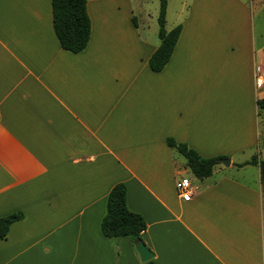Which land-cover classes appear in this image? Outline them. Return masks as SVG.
<instances>
[{"label":"crops","instance_id":"1","mask_svg":"<svg viewBox=\"0 0 264 264\" xmlns=\"http://www.w3.org/2000/svg\"><path fill=\"white\" fill-rule=\"evenodd\" d=\"M87 11L90 41L74 54L55 35L52 0H0V218L24 214L0 240V264H148L129 237L102 234L120 183L154 264H264V179L238 167L264 159V44L226 26L205 36L192 18L154 73L159 45L131 7L88 0ZM168 138L230 165L201 180Z\"/></svg>","mask_w":264,"mask_h":264},{"label":"trees","instance_id":"2","mask_svg":"<svg viewBox=\"0 0 264 264\" xmlns=\"http://www.w3.org/2000/svg\"><path fill=\"white\" fill-rule=\"evenodd\" d=\"M160 1V12L158 16L160 45L149 60V67L152 72L160 73L171 59L176 44L182 32L179 25L171 31L166 30V15L168 0ZM88 0H52L53 29L61 47L68 52L78 54L83 52L91 37V20L87 11ZM133 22L136 25L135 18ZM260 112H264V99L257 101ZM166 145L177 150L186 160L187 167L195 177L203 180L209 178L213 169L226 157H215L210 159L202 158L194 149L187 144L177 143L174 139L168 138ZM258 166L261 179H264V159L258 156L246 162L242 166ZM24 219V214L14 213L0 218V240L7 237L12 224ZM147 230L145 219L136 213L131 212L126 204V187L120 183L115 185L109 193L107 200V212L101 223L102 234L106 238L129 237L133 244L142 241V233ZM148 264H154L153 261Z\"/></svg>","mask_w":264,"mask_h":264},{"label":"rangeland","instance_id":"3","mask_svg":"<svg viewBox=\"0 0 264 264\" xmlns=\"http://www.w3.org/2000/svg\"><path fill=\"white\" fill-rule=\"evenodd\" d=\"M118 7L132 8L139 20L143 36L160 45L158 16L159 0H112ZM195 18L205 36L218 28V33L226 27L234 35L248 32L255 37L257 45L264 44V0H168L166 30L171 31L184 22ZM262 137L260 148H264V112H261ZM258 155V153H257Z\"/></svg>","mask_w":264,"mask_h":264},{"label":"built area","instance_id":"4","mask_svg":"<svg viewBox=\"0 0 264 264\" xmlns=\"http://www.w3.org/2000/svg\"><path fill=\"white\" fill-rule=\"evenodd\" d=\"M255 84L257 89L264 90V63L255 67ZM177 195L185 202L192 200L193 189L188 177H181L175 183Z\"/></svg>","mask_w":264,"mask_h":264},{"label":"water","instance_id":"5","mask_svg":"<svg viewBox=\"0 0 264 264\" xmlns=\"http://www.w3.org/2000/svg\"><path fill=\"white\" fill-rule=\"evenodd\" d=\"M221 163L224 166H229L230 165V160L226 159V160H222ZM136 250L140 256L141 261L143 262H148L151 261L153 259V253L148 249V247L145 245L144 242L139 241L136 243Z\"/></svg>","mask_w":264,"mask_h":264}]
</instances>
